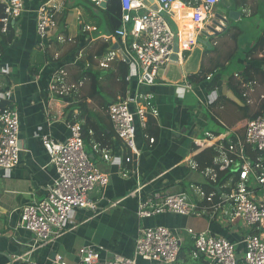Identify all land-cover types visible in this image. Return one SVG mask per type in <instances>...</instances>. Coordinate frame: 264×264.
Listing matches in <instances>:
<instances>
[{"label": "crops", "instance_id": "0c3cea01", "mask_svg": "<svg viewBox=\"0 0 264 264\" xmlns=\"http://www.w3.org/2000/svg\"><path fill=\"white\" fill-rule=\"evenodd\" d=\"M107 1L96 6L91 0H23V13L11 25L12 39L4 43L1 37L5 36L0 35V102L19 112L22 145L19 164L12 170L0 169V264H25L13 258L18 256L31 264H58L57 257L65 264H77L79 251L85 246H103L107 258L130 257L138 229L154 225L209 231L236 244L241 254L242 242L251 233L240 221L210 222L205 218L172 214L141 220L135 212L141 194L178 193L190 184L205 185L203 176L193 171L191 164L212 166L215 153L208 147L196 146L194 141L208 132L242 135L248 121L261 110L259 96L264 93L263 77H257L256 84L252 85L242 73L248 65L260 66L264 71V61H260L264 51L253 60L247 56L258 39L250 40L236 30L219 40L221 33L209 40L211 50L201 44L197 46L201 56L195 65L196 71H185L184 66L191 56L189 52L182 60L175 59L182 72L174 66L165 75L158 76L155 85L140 86L129 63H126L128 73L122 81L118 56L109 61L107 67L100 66L108 53L119 47L116 38H108L112 34L100 15ZM118 2L120 5V0ZM226 3L231 10L239 12L238 21L264 10V0H227ZM43 4L54 7L57 21L45 50L40 47L35 31L37 9ZM95 7L100 13L94 11ZM220 8L221 2L212 14L220 13ZM232 22L225 32L235 24ZM169 23L175 27L171 20ZM210 23L212 21L208 26H212ZM85 27L90 31H85ZM62 34L72 38L73 43L57 42L55 37ZM113 46L117 49L110 50ZM232 60L235 65L231 67ZM60 68L67 69L70 83L81 82L77 81L80 72L90 71L98 77L96 81L86 77L78 97L68 104L64 99H51L48 91L52 76ZM196 74L212 77L204 80L199 76L198 80L191 81L190 77ZM236 90L240 95L245 92L247 97L243 100ZM136 93L151 94L158 111L157 117H148L145 130H137L139 157L124 148L102 110L104 105L126 100ZM78 102L85 103L88 113L81 112L79 116L74 107ZM68 122L84 124L88 136L94 134L90 140L87 135L84 138L85 152L92 163L109 176V183L92 193V207L77 209L69 216L58 238L40 243L19 226L20 208L47 196L56 171L49 162L41 137L49 135L56 142H64ZM104 133L108 136L105 140ZM147 138H152L154 143L150 144ZM94 143L107 150L109 161L94 152ZM126 157L131 158L129 163L125 162ZM181 235L183 246L179 260L202 264V256L191 260L192 241L184 232Z\"/></svg>", "mask_w": 264, "mask_h": 264}, {"label": "built area", "instance_id": "2783aa9c", "mask_svg": "<svg viewBox=\"0 0 264 264\" xmlns=\"http://www.w3.org/2000/svg\"><path fill=\"white\" fill-rule=\"evenodd\" d=\"M91 1L96 6L103 2ZM153 1L158 7L157 12L150 10L144 0H120V26L108 37L116 38L119 47L108 53L104 62L100 63L101 67H107L108 62L115 58L119 57L124 63L126 58L140 86L155 85L160 69L173 63L174 57L177 61L182 60L186 53L199 45L201 32L207 31V23L220 2ZM0 6V34L7 36L12 23L23 13V0H0ZM56 28V10L48 4L41 5L37 9L35 31L43 50L48 47L47 40ZM84 30L90 31V28L85 27ZM55 39L61 44L73 43L72 38L63 34ZM81 56L79 53L78 57ZM211 77L208 75L206 79ZM235 78L239 80L238 75ZM81 86L82 82L70 83L67 70L60 68L52 76L48 91L51 99L60 98L71 104ZM242 97H247L245 92ZM259 101L262 108L257 116L248 121L242 135L208 132L202 139L194 141L196 146L208 147L215 153L212 166L191 164V169L203 176L205 185L190 184L185 191L178 193L154 191L141 194L135 212L141 220L172 214L205 218L210 222L225 219L240 221L250 233L253 232L243 240L241 254H238L236 244L209 231L194 232L187 228L154 225L138 229L130 257L114 255L107 258L103 246H85L79 251L77 264H186L179 260L183 246L182 232L192 241L191 260L202 256V264H264V93L259 96ZM106 114L124 148L139 157L137 130L146 129L149 116H158L152 95L136 93L131 98L109 105ZM66 128L68 136L64 142H56L49 135L41 137L49 162L56 171L47 196L20 208L19 226L33 234L40 243L58 238L69 216L77 209L92 207V193L109 183V176L101 172L85 152L81 124L68 122ZM19 133V112L11 106L0 109L1 170H12L20 162L22 145ZM147 139L150 144L154 143L152 138ZM93 150L101 153L103 159H111L107 150L99 144L94 143ZM130 161V157L125 158V162ZM13 258L31 264L20 256ZM56 263L65 264L60 257L56 258Z\"/></svg>", "mask_w": 264, "mask_h": 264}, {"label": "trees", "instance_id": "16d2710c", "mask_svg": "<svg viewBox=\"0 0 264 264\" xmlns=\"http://www.w3.org/2000/svg\"><path fill=\"white\" fill-rule=\"evenodd\" d=\"M104 7H105V9L103 10V15H104L105 24L108 27L109 33L113 34L114 31L116 29H118L119 26H120V5H119L118 0H108L107 3H106V5ZM1 16H2V8L0 6V18H1ZM12 32H13V28H12V26H10L8 35L5 36L4 38L1 37L4 43H6V41L8 42V41H10L12 39ZM263 51H264V32H263L262 36L258 38V40L254 44V46L247 52L248 53L247 56L250 57L251 60H253L252 59L253 57L259 55ZM104 54H105V52H104ZM260 61H264V58H262ZM86 65H88V64H86ZM117 65H118V70L122 72V81H123V79H125V77H126V75L128 73V66L126 65V63H124L122 61H120ZM242 73H243V76L244 77L248 76V78H249V81L248 82H251V83H255L256 84V78L259 77V76L263 77V81H264V71H263L262 67H260V66L252 67V66H249L248 65V66H246L244 68V70H243ZM196 76L195 77H192L191 76L190 77V80L192 81L195 78H196V80H198V77L199 76H202V78L205 80V78L207 77V75H205V74H198V75L196 74ZM86 77H90V79L96 81L98 76H96L94 73H92L90 71H85L83 73L80 72L78 74V76H77V81H81L83 83V81L86 80ZM203 79H200V80L202 81ZM1 91H3V89H1ZM236 92H237V90H236ZM239 92L240 91L237 92L238 95L240 96V98H243L242 95L239 94ZM78 94H79V92H78ZM45 96H46V94H45ZM77 97H78V95H77ZM77 97H75V98H77ZM244 99L245 98H243V100ZM119 101H121V100H119ZM113 103H115V102H113ZM111 104L112 103L110 102V104L104 105V107L102 108V110L106 113L108 106L111 105ZM7 105H8L7 103L0 102V109L4 108ZM74 107H75V109L78 110L79 116L81 115V112H87L88 113V111L86 110L87 109V106L85 105V103L78 102L77 105L74 106ZM72 112H73V110H72V107H71L70 108V112H69L70 113V116L72 115ZM258 113L255 114L254 116H252V118L255 117V116H257ZM86 118H88V116ZM85 123H86V121H85ZM86 127L87 126H85L83 124V126H82L83 138H85L86 135L88 136V129ZM103 135H104L103 136V139L104 140H105V138H108V136H106L107 135L106 133H104ZM92 137H94V134L92 136H88V140H90ZM97 139H99V138H97ZM254 157L255 156H253V158ZM202 167H205V166H202ZM181 252H182V250H181Z\"/></svg>", "mask_w": 264, "mask_h": 264}, {"label": "water", "instance_id": "95a60500", "mask_svg": "<svg viewBox=\"0 0 264 264\" xmlns=\"http://www.w3.org/2000/svg\"><path fill=\"white\" fill-rule=\"evenodd\" d=\"M106 0L103 1V3H105ZM222 8H220V13H217L214 15L215 19L214 21H212V26H207V31L203 30L201 32V38L198 39L199 44H201V46L205 47L207 50H211V45H210V39L220 35L222 32H224L226 30V26L229 25L230 21H238L240 14L239 12L235 11V10H231L230 6L227 5V0H220ZM145 5L152 11L157 12L158 11V7L157 5L154 3L153 0H144ZM216 28H219V30H216ZM175 52L177 51V44H175ZM111 49H117V46H113L110 48ZM201 56V49L199 48H194L191 52V56L189 57L185 67V71L186 72H194L196 71V63L199 60ZM125 58V57H124ZM175 57H174V62L168 64L167 66H165L164 68L160 69L158 72V76H160L161 74H166L168 72V70L171 67H178V72H182V68L180 66H178L175 63ZM126 63H129V61L125 58Z\"/></svg>", "mask_w": 264, "mask_h": 264}, {"label": "rangeland", "instance_id": "374dc122", "mask_svg": "<svg viewBox=\"0 0 264 264\" xmlns=\"http://www.w3.org/2000/svg\"><path fill=\"white\" fill-rule=\"evenodd\" d=\"M98 13H100V9L95 7ZM102 15V19L104 21V15ZM215 17L214 15L211 17L209 21H214ZM232 23L233 26L227 31V32H222V34L218 37L219 40H221L225 35L230 34L232 31H240L243 36H246L248 39H258L259 37L262 36L264 32V11L259 12V14L254 15L253 17L250 18H241L239 21H234ZM211 25V23H210ZM236 31V32H237ZM262 57V56H261ZM261 57H258L260 59ZM233 60L231 61V67L235 65V63H232Z\"/></svg>", "mask_w": 264, "mask_h": 264}]
</instances>
